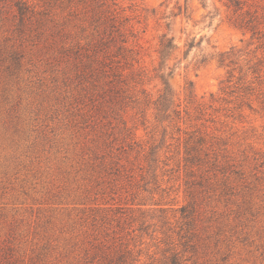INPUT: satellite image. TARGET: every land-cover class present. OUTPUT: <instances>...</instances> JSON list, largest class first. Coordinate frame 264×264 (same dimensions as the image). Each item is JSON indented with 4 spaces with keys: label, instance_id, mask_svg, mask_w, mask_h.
Listing matches in <instances>:
<instances>
[{
    "label": "rangeland",
    "instance_id": "rangeland-1",
    "mask_svg": "<svg viewBox=\"0 0 264 264\" xmlns=\"http://www.w3.org/2000/svg\"><path fill=\"white\" fill-rule=\"evenodd\" d=\"M121 2L138 16L152 76L160 37L167 34L179 46L169 85L181 101L191 89L199 102L212 105L200 123L219 149V163L228 167L197 178L203 186L188 207L196 212L182 219L176 210L189 206L190 199L184 193V173L177 172L179 135L169 130L165 145L172 144L174 158L167 161L165 170H172L165 180L174 186L173 209L163 215L151 207H126L127 188L114 187L112 177H91L79 163V143L86 132L68 119L52 71L37 63L23 64V58L20 64L14 62L15 41L7 31L11 24L0 23V264H45V231L97 204L110 218L120 219L119 230L131 233L132 243L140 244L143 236L146 244L137 248L144 250L143 263L158 264L175 242L183 250V264H264L263 34L254 37L236 26L229 0ZM256 2L264 6V0ZM228 52L230 57H222ZM147 85L155 96L162 88L154 78ZM128 121L138 127L140 143L152 139L153 128L135 122L132 112ZM163 138L159 131L156 144L164 143ZM143 222L146 230L140 232ZM147 248L153 260L145 256Z\"/></svg>",
    "mask_w": 264,
    "mask_h": 264
},
{
    "label": "trees",
    "instance_id": "trees-1",
    "mask_svg": "<svg viewBox=\"0 0 264 264\" xmlns=\"http://www.w3.org/2000/svg\"><path fill=\"white\" fill-rule=\"evenodd\" d=\"M228 4L236 26L264 38V11L258 9L262 4L256 0H229ZM128 10L132 9L121 0H0V23L11 24L7 31L15 41L14 62L20 64L23 58V64L37 63L52 71L68 119L86 132L79 143V163L91 177H112L114 187L121 184L122 189L127 188L126 207L139 211L151 207L163 215L173 209L177 199H170L174 186L168 187L170 181L165 180L172 169L165 168L174 156H170L172 144L165 143L169 130H176L177 172L184 173V193L186 200L190 199L189 206L176 212L189 219L196 211L189 212L188 207L196 203L203 186L197 178L228 167L219 163V149L200 123L212 105L199 102L191 89L181 101L171 89L167 77L176 69V63L171 62L177 60L180 48L167 34L160 37L158 66L152 76L137 29L140 21ZM151 78L161 82L157 96L147 88ZM129 112L135 122L153 128L148 143L137 139L139 129L129 125ZM159 131L164 143L156 144ZM128 197L132 198L130 204ZM105 209L97 204L48 228L42 247L45 264H146L142 262L144 250L137 249L146 244L143 236L140 244L132 243L135 238L131 233L122 235L119 230L120 219L110 218ZM163 215L160 218L167 223ZM145 223L140 224V232L146 230ZM171 244L164 251L170 255L164 254L158 264H183L179 243ZM145 256L153 260L148 248Z\"/></svg>",
    "mask_w": 264,
    "mask_h": 264
}]
</instances>
